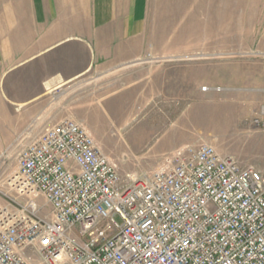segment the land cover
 Returning <instances> with one entry per match:
<instances>
[{
	"label": "rangeland",
	"instance_id": "1",
	"mask_svg": "<svg viewBox=\"0 0 264 264\" xmlns=\"http://www.w3.org/2000/svg\"><path fill=\"white\" fill-rule=\"evenodd\" d=\"M24 1L31 0H0V18ZM144 2V32L131 41L129 57L102 62L63 87L31 121L0 97V112L12 124L26 117L31 128L20 137L0 135V205L27 200L7 179L18 152L65 119L86 130L124 181L168 166L171 152L198 144L264 174V0ZM8 26L0 20V59Z\"/></svg>",
	"mask_w": 264,
	"mask_h": 264
},
{
	"label": "built area",
	"instance_id": "2",
	"mask_svg": "<svg viewBox=\"0 0 264 264\" xmlns=\"http://www.w3.org/2000/svg\"><path fill=\"white\" fill-rule=\"evenodd\" d=\"M169 162L124 181L77 122L46 127L7 178L27 200L0 205V264H264V174L207 144Z\"/></svg>",
	"mask_w": 264,
	"mask_h": 264
},
{
	"label": "crops",
	"instance_id": "3",
	"mask_svg": "<svg viewBox=\"0 0 264 264\" xmlns=\"http://www.w3.org/2000/svg\"><path fill=\"white\" fill-rule=\"evenodd\" d=\"M11 9L0 18L9 25L1 35L0 97L2 105L27 112L29 121L57 91L102 62L129 57L131 41L145 28L144 0H31ZM16 120L1 110L0 135L31 129L26 117Z\"/></svg>",
	"mask_w": 264,
	"mask_h": 264
},
{
	"label": "snow or ice",
	"instance_id": "4",
	"mask_svg": "<svg viewBox=\"0 0 264 264\" xmlns=\"http://www.w3.org/2000/svg\"><path fill=\"white\" fill-rule=\"evenodd\" d=\"M44 243H45V244H48V240H45Z\"/></svg>",
	"mask_w": 264,
	"mask_h": 264
},
{
	"label": "bare ground",
	"instance_id": "5",
	"mask_svg": "<svg viewBox=\"0 0 264 264\" xmlns=\"http://www.w3.org/2000/svg\"><path fill=\"white\" fill-rule=\"evenodd\" d=\"M264 109V108H263Z\"/></svg>",
	"mask_w": 264,
	"mask_h": 264
}]
</instances>
